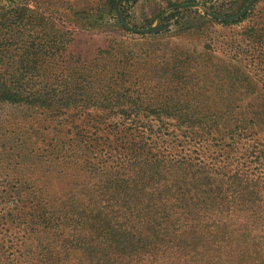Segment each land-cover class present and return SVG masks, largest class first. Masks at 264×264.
Masks as SVG:
<instances>
[{
  "label": "trees",
  "instance_id": "1",
  "mask_svg": "<svg viewBox=\"0 0 264 264\" xmlns=\"http://www.w3.org/2000/svg\"><path fill=\"white\" fill-rule=\"evenodd\" d=\"M70 42L27 3L0 9V106L23 113L0 117V264H264L258 114L226 75L213 94L209 55L139 62L146 98L132 53L83 65Z\"/></svg>",
  "mask_w": 264,
  "mask_h": 264
},
{
  "label": "rangeland",
  "instance_id": "2",
  "mask_svg": "<svg viewBox=\"0 0 264 264\" xmlns=\"http://www.w3.org/2000/svg\"><path fill=\"white\" fill-rule=\"evenodd\" d=\"M248 2L249 0H122L119 12L120 8L124 11L127 20L123 19L131 28L142 30L154 26L164 27L159 32L147 35L127 31L120 24L115 8L112 13L106 7L105 0H0V9L27 3L29 9L52 22L55 29L66 33L71 40L67 53L73 56L71 58L74 61L76 56H81L83 65L108 46L115 45L119 51L123 48L122 52L132 53L127 54V58L133 66H127L124 71L126 74H133L130 81L127 78V85L133 96L138 93L149 98L158 94L153 88H147L148 83L137 71L139 62L155 61L154 57L157 60H169L172 55H183L180 51L187 52L199 62L209 55L214 63L213 94L219 95V78L226 75L232 104H239L248 111L247 117L251 112L258 114L253 126L261 139H264V0H256L250 11L243 16L246 19L241 22L238 21L243 17L235 21H220L208 15L229 19L242 11ZM189 3H194L197 7H182ZM169 4L175 6L170 7ZM232 14L233 16L227 17ZM120 15L122 16L121 12ZM150 21L152 24L148 25ZM140 59L142 60L139 61ZM219 66L222 71L221 67L216 69ZM120 71L121 68L118 67L117 73ZM135 80L136 84L133 83ZM237 98L241 101L235 100ZM252 104L255 106L252 107ZM3 115L14 118L23 113L10 106H0V117ZM261 174L264 178V168L261 169Z\"/></svg>",
  "mask_w": 264,
  "mask_h": 264
},
{
  "label": "water",
  "instance_id": "3",
  "mask_svg": "<svg viewBox=\"0 0 264 264\" xmlns=\"http://www.w3.org/2000/svg\"><path fill=\"white\" fill-rule=\"evenodd\" d=\"M121 1L122 0H117L116 6H115V12H116V15H117V18H118L120 24L127 31H130V32L135 33V34L147 35V34H152V33H156V32H159V31L163 30L164 27H162V26H154V27H150V28L142 29V30L133 29L130 26H128L127 23L124 21L123 17L120 15V12H119V4H120ZM132 1H135V0H132ZM255 1L256 0H249V2L243 8L242 11H240L234 17H231L229 19L217 16V15H214V14H208V15L211 16L212 18L218 19L220 21H235V20L243 17L247 12H249L250 9L252 8V6L254 5ZM182 7H197V5L194 4V3H189V4L182 5Z\"/></svg>",
  "mask_w": 264,
  "mask_h": 264
}]
</instances>
